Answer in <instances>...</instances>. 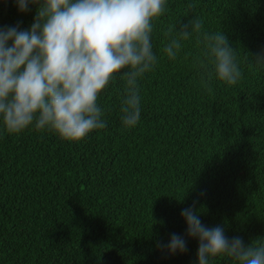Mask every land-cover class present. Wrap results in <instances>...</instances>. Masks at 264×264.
Segmentation results:
<instances>
[{"label": "trees", "instance_id": "16d2710c", "mask_svg": "<svg viewBox=\"0 0 264 264\" xmlns=\"http://www.w3.org/2000/svg\"><path fill=\"white\" fill-rule=\"evenodd\" d=\"M37 7L0 0V29H30ZM196 17L237 51L236 85L194 65L195 38L176 60L164 52L169 29ZM151 39L157 63L138 79L134 128L121 120L119 74L98 96L106 128L81 141L34 126L9 134L0 119V264H198L181 217L193 205L229 239H264V0H166ZM172 233L186 253L158 248Z\"/></svg>", "mask_w": 264, "mask_h": 264}, {"label": "clouds", "instance_id": "9594fccd", "mask_svg": "<svg viewBox=\"0 0 264 264\" xmlns=\"http://www.w3.org/2000/svg\"><path fill=\"white\" fill-rule=\"evenodd\" d=\"M17 3L21 12L29 11L30 3L38 7L30 29H0V119L7 133L19 134L34 126L37 131H53L63 140L78 142L105 129L98 96L117 74L126 83L121 120L126 128H134L141 117L138 79L157 63L151 38L154 22L165 14L166 0ZM176 23L166 33L171 39L164 52L170 60H176L183 41L195 38L203 48L193 57L194 65L207 72L209 79L214 74L233 86L243 78L237 51L220 30L204 31L200 17L180 30ZM181 217L187 226L185 236L198 240V264H212L220 256L236 264H264V239L248 246L238 236L229 239L221 226L204 225L195 205L182 209ZM157 246L168 255L188 251L185 237L176 233Z\"/></svg>", "mask_w": 264, "mask_h": 264}]
</instances>
